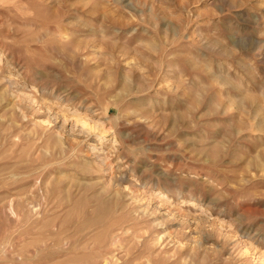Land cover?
Instances as JSON below:
<instances>
[{
	"label": "rangeland",
	"instance_id": "1",
	"mask_svg": "<svg viewBox=\"0 0 264 264\" xmlns=\"http://www.w3.org/2000/svg\"><path fill=\"white\" fill-rule=\"evenodd\" d=\"M0 264H264V0H0Z\"/></svg>",
	"mask_w": 264,
	"mask_h": 264
}]
</instances>
